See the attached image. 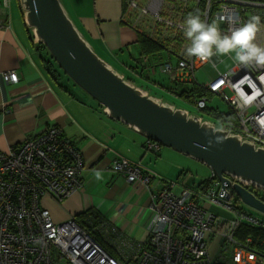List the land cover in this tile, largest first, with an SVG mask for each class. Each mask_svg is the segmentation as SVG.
Returning a JSON list of instances; mask_svg holds the SVG:
<instances>
[{
    "label": "built area",
    "instance_id": "1",
    "mask_svg": "<svg viewBox=\"0 0 264 264\" xmlns=\"http://www.w3.org/2000/svg\"><path fill=\"white\" fill-rule=\"evenodd\" d=\"M125 1L127 12H135L133 26H141L150 16L181 40L176 64L167 60L158 66L172 82L199 85L195 75L198 69L209 63L217 69L222 61L219 57L204 63L185 54L188 41L181 27L183 15L174 12V6L162 8L165 0ZM192 1L195 0L177 3L187 6ZM257 9L264 10V0H206L203 10L199 9L198 1L192 12L208 22H218L222 33L230 34L247 22V14L255 15ZM173 20L179 21L178 24ZM154 27L156 34L152 35L158 38ZM144 28L150 26L145 23ZM258 42L264 44V29L258 33ZM175 49L176 46H170L169 52ZM0 75L7 83L19 81L14 71ZM204 91L220 97L229 107L228 114L210 113L217 128L264 149V67H244L234 62L227 73L218 71V76L204 85ZM176 92L179 89L173 90ZM208 95L195 99L199 111L208 112ZM215 110L219 111L218 107ZM159 145L147 141L148 150L155 147L158 151ZM81 152L63 139L58 127L49 128L24 146L12 147L8 153L0 152V264H264V255L248 246L250 240L246 243L235 240V233L243 223L264 229V221L250 209H238V204L231 200L232 188L226 187L223 193L219 180L215 189L201 195L199 201L188 190L173 193L166 188L153 196V221L146 241H132L112 228V233L118 235L113 244L121 258L100 246L85 224L75 218L56 223L42 199L51 196L62 202L79 190L86 166ZM113 171L123 174L135 189L149 185V178L143 176L140 168L126 161H115ZM232 183L264 193V189L238 178L232 179ZM210 207L231 216L217 214Z\"/></svg>",
    "mask_w": 264,
    "mask_h": 264
},
{
    "label": "crops",
    "instance_id": "2",
    "mask_svg": "<svg viewBox=\"0 0 264 264\" xmlns=\"http://www.w3.org/2000/svg\"><path fill=\"white\" fill-rule=\"evenodd\" d=\"M16 1L18 10L14 8V0H0V73L14 71L19 78L17 83H7L0 75V152L24 146L50 127L63 128L68 137L77 141L86 166L81 173L78 191L62 202L51 196L43 197L42 204L53 220L63 223L88 210H96L123 236L144 241L153 221V196L168 182V176L156 169V163L170 151H161L159 157L147 154L145 135L109 119L103 114L104 109L66 76H61L60 82L71 93L62 91L44 70L42 56L48 55L39 47L34 35L31 36V29L23 22L19 0ZM65 1L68 8L77 11L85 35L91 43L99 45L101 53L112 61H108L110 65L115 68L120 62L131 64L137 59L143 60L140 58L138 34L133 27L123 23L132 21L135 15L127 9L125 14V0H71L72 6L70 0ZM180 45L181 42L173 52ZM168 54L165 55L166 61H172L174 54ZM157 71L158 65L149 70L153 74ZM193 85L184 83L183 87ZM177 96L183 98L182 95ZM120 157L134 163L141 162L149 169L152 173L149 187L135 189L122 175L111 171L113 160ZM210 208L216 213L219 211L217 207Z\"/></svg>",
    "mask_w": 264,
    "mask_h": 264
},
{
    "label": "water",
    "instance_id": "3",
    "mask_svg": "<svg viewBox=\"0 0 264 264\" xmlns=\"http://www.w3.org/2000/svg\"><path fill=\"white\" fill-rule=\"evenodd\" d=\"M24 21L66 75L96 100L111 120L211 169L221 191L264 216V201L232 178L264 189V149L217 128L187 110L135 87L101 58L71 19L61 0H19Z\"/></svg>",
    "mask_w": 264,
    "mask_h": 264
},
{
    "label": "trees",
    "instance_id": "4",
    "mask_svg": "<svg viewBox=\"0 0 264 264\" xmlns=\"http://www.w3.org/2000/svg\"><path fill=\"white\" fill-rule=\"evenodd\" d=\"M198 1H199V9L203 10L205 7V4H206V0H198ZM198 1H196V0L192 1L187 6L180 4V3H175L174 4V12H176L177 14L183 15V20H185V18L187 17V15L189 13L194 12V3L197 5ZM177 4H178V6H177ZM214 4L216 5L217 2H214ZM65 7H66L71 19L73 20L75 25L78 27V29L81 31V33L83 34V36L87 40L88 36H87V34L85 35L83 29L81 28V25H80L79 20H78V14L76 13L77 11H72V9L68 8L67 6H65ZM124 9H125V14H126V7ZM255 13H256L255 15H259L261 17V22H262V24H264V10L263 9H257V10H255ZM251 16H253L252 13L247 14L246 19H249ZM147 19L150 20V23H152V21H154V25L156 26V29L158 30L159 37L157 38V37L153 36L151 31H149L148 28H144L142 25L138 26V27L134 26V28L136 29V33L138 34V44L140 47V49H139L140 58L150 59L154 65L159 66L160 64H162L163 62L166 61L165 55L168 54L169 47L170 46H176L177 47V45H179V37H175L173 34H170V33L166 34L164 31L165 29L162 27V25L160 23L156 22L155 19H153L152 17L149 16ZM147 19L145 21L146 25H148L152 28V25L149 22H147ZM127 21L128 22H126V23L128 25H132L131 20H127ZM23 22H24V19H23ZM138 30L140 32H142L143 34H140V32ZM31 33H32V30H31ZM155 34H156V31H155ZM31 36H33V33ZM39 47H42L43 49L48 51L46 49V47L44 46V44H39ZM169 53H171V52H169ZM172 53L174 54L173 56H176L178 58L177 52L172 51ZM168 55H170V54H168ZM48 56H49V54H48ZM48 56L47 57L42 56L43 64H44V70L47 72V75L51 79H53V81L56 83V85H58L61 89L65 90L68 93H71L70 90L67 89L63 85L62 82H60V77L66 76L71 83H73L76 87H78V86L68 77V75H66L65 73L62 74L59 67L56 64V61L51 56H49V58H48ZM153 60H155V61H153ZM138 61H139V59H137V62L136 61L131 62V64L126 63V62H120V64L118 66L120 68L124 69L123 65L126 64V65H128V67L132 71L138 70V72H139V70H142L143 68L138 63ZM204 85L205 84H202V85L199 84V85H193L191 87H187L184 90L182 89L183 93L176 92V95H182L183 97H187L189 100H191L192 98H195V99L200 98L204 95H208L204 91ZM187 94H189V95H187ZM208 96L212 97V94L208 95ZM209 101H210V99H209ZM96 103L98 104V106L101 109H104V107H102L97 101H96ZM215 109H216L215 106H211V107L207 108V111L212 112ZM103 114L106 115L105 113H103ZM56 127L57 126H55V128ZM50 128H52V127H50ZM148 140L149 139H147V141ZM147 141L145 142V145H144L146 153L150 154V155H156L157 157H159V155H161L160 153L162 151L163 146L159 145L158 151H155L156 150L155 147L153 148V150H148L147 149ZM78 150L81 151L80 148ZM115 161H119V162L126 161L131 166L139 167L143 176L145 178H149V180H150L149 185L152 183V173L149 171V169H147L146 167H143L141 162L134 163V162H131V161L124 159V158H121V157L114 159L112 163L114 164ZM113 164L111 165V167H113ZM111 171H113V168H111ZM114 173H116V172H114ZM117 174L122 175V177H124L126 179V177L123 174H121V173H117ZM180 174H181V176L192 175L190 170L185 171L184 169L181 171ZM217 183H219L218 178L213 177V174H212L211 178L202 180L201 182H199V184L197 186H196V184H194L193 186H190V187H188V185H186V187L184 186V188H182V189H179V186H181L179 183L173 182V181H170V182L168 181V182H165V185L159 191V193L166 188L171 189V191L173 193H179L182 190H188L193 195H195L196 200L199 201L200 196L201 195L204 196L208 192H212L215 189ZM149 185H148V187H149ZM172 186H175V187L172 188ZM250 189L253 192L254 189H252V188H250ZM159 193H157L155 195L157 196ZM257 197L259 199H261L262 201H264V193L257 192ZM231 200L235 201L238 204V209H244V210L247 209L248 210V208L245 207L236 197H231ZM218 210L219 211L217 212V214H224L225 216H228V217L231 216V215L229 216L228 213L224 212L221 209H218ZM76 221H78L80 223H84L86 225V227L88 228L90 234L93 236V238L99 244H101L103 246V248L107 249V251H109L111 253V255H113L117 258H121V256L118 254V252L115 249L114 244H113L114 240L118 237V235L112 233L111 230H112V228H116V227L111 226L108 223V221L101 216L100 212H98L96 210L95 211L94 210H90V211L88 210V211L84 212L83 214L77 216ZM118 232L120 233L119 230H118ZM121 235H123V234H121ZM123 237H125V236H123ZM125 238L130 239L128 237H125ZM235 240L237 242H240V243H246L248 240H250V242L247 244L250 248H252L251 250H253L254 252H256L260 255H264V229L252 226V225L247 224V223H243L240 227H238V229L235 233ZM132 241H135V240H132ZM135 242H138V241H135ZM222 252L223 251H220L219 254L221 255Z\"/></svg>",
    "mask_w": 264,
    "mask_h": 264
},
{
    "label": "rangeland",
    "instance_id": "5",
    "mask_svg": "<svg viewBox=\"0 0 264 264\" xmlns=\"http://www.w3.org/2000/svg\"><path fill=\"white\" fill-rule=\"evenodd\" d=\"M61 1L63 3L64 7L65 6L69 7V5L66 3L65 0H61ZM177 2H178V0H165L162 8L163 7L173 8L174 4ZM70 5L72 6L71 0H70ZM177 6H178V4H177ZM77 7H78V5H77ZM14 8L18 10V3L16 0H14ZM82 11H84V10H81V12ZM173 21H174V24H178V22H179L177 20H173ZM147 22L150 23V20L147 19ZM123 23H126V22L123 21ZM150 24L152 25V28L150 27V29H148V30L151 31V33L155 34L154 21H152V23H150ZM128 26L134 28L133 24L128 25ZM162 27L165 29L164 31L166 34L167 33L173 34L171 29L169 30V29L165 28V25H162ZM134 31H136L135 28H134ZM32 33H33V30H32ZM140 34H143V33L140 32ZM88 42L91 44L93 50L101 58H105L107 60V62L108 61L112 62L108 59V57L105 55V53H103V54L101 53L99 45L91 43L90 38H88ZM179 42H181V40ZM42 51L47 55L49 54V52L43 48H42ZM118 53L119 52H117L116 54H118ZM49 56H51V55L49 54ZM113 57H114V55H113ZM176 58L177 57L173 56L174 60H172V62L174 64H176V62H177ZM219 58L222 61H221V63H219L217 69L214 68V66L211 63H209V64H206L205 66L201 67L200 69H198L195 72L196 78L198 80L197 82L199 84H201V85L205 84L206 85L207 82H209L211 79L218 76V71L220 73L224 74V73H227L230 69H232L234 67V61L232 60L231 57L219 56ZM139 61H140V59H139ZM139 61H138V63L143 68L142 70H139V72H138V70L132 71L128 67V65H126V64L123 65L124 69L120 68L119 66H115V65L114 66L120 72V74L123 75L127 80H129L135 87L146 90L147 92H149L150 95L157 97V98H160L164 102L173 104L175 106V108H177V109H184V110L189 111L192 115L203 117L204 120L215 122L216 121L215 117L213 115H211L210 113L217 114V113H221V112L222 113H228L229 112L228 105L220 97H210V101L208 102L209 107L216 106V107H218L219 111H217V110H213L212 112L199 111L196 108L195 103H194L195 98H192L191 100L187 99V97L179 98L176 94L173 93L174 89H179V92L183 93L182 89L183 90L185 89V87H183V85H184L183 83L180 85L179 83L172 82L166 75H164L160 71H157L155 74H153L152 72H149V70H151L154 67V64L153 63L149 64L148 59L143 58V60H141L140 62ZM56 64H57V62H56ZM57 66L59 67L58 64H57ZM59 69L62 72V74H64V71L60 67H59ZM154 82H156L157 84H154ZM62 91H63V89H62ZM52 128H55V126ZM58 128H60L62 130L63 139L67 140L76 149H79V147L77 145V141L68 137L64 133L63 128H61V127H58ZM117 129L119 130L118 127H117ZM167 150L170 151V154L164 155L162 157V159L158 163H156V169L159 172H163L164 174H166L168 176L169 182L173 181V182L179 183L180 185L184 184L183 186H185V187H186V185H188V187H190V186H193L194 184H196V186H197L199 184V182H201L202 180L211 178L212 171H211V169H209L205 165L199 163L198 161H196L190 157L184 156V155H182L176 151H173V149L171 150L165 146L162 147V152L167 151ZM8 152H9V150L4 151V153H8ZM81 153L83 155V158L85 159L83 152H81ZM119 167H121V166H118V168ZM111 168H113V167H111ZM183 169L185 171L190 170L192 175H193V178L188 179V177L190 175L181 176L180 173ZM183 179H185L189 183L185 184L186 181L185 182L182 181ZM80 181H81V176H80ZM183 186H180V188L181 189L184 188ZM252 213L256 217L260 218L261 220H264L263 215H261L257 212H254V211ZM101 216L104 218V216L102 214H101ZM148 237H149V230H148V234L146 236V239L144 241H146ZM212 241H213V236L209 238V242H211V244H212ZM145 244L147 245V242ZM227 253H228L230 260H231V252L228 251ZM54 254L56 255V257H58L57 251H55Z\"/></svg>",
    "mask_w": 264,
    "mask_h": 264
},
{
    "label": "clouds",
    "instance_id": "6",
    "mask_svg": "<svg viewBox=\"0 0 264 264\" xmlns=\"http://www.w3.org/2000/svg\"><path fill=\"white\" fill-rule=\"evenodd\" d=\"M181 27L188 41V57L207 63L214 56H229L244 67H264V44L258 42L264 24L259 15L251 16L230 34L222 33L218 22H208L199 13H189Z\"/></svg>",
    "mask_w": 264,
    "mask_h": 264
},
{
    "label": "flooded vegetation",
    "instance_id": "7",
    "mask_svg": "<svg viewBox=\"0 0 264 264\" xmlns=\"http://www.w3.org/2000/svg\"><path fill=\"white\" fill-rule=\"evenodd\" d=\"M222 113V112H221ZM229 113V112H228ZM228 113H225V114H228ZM208 121V120H207ZM210 122H212V121H210ZM213 123V122H212ZM232 179H234V178H232ZM246 188H248V186H245ZM250 191H251V189L250 188H248ZM253 189V188H252ZM253 192H254V194L257 196V190H253ZM73 218H75V217H73ZM76 219V218H75ZM56 264H68L67 262H58V263H56Z\"/></svg>",
    "mask_w": 264,
    "mask_h": 264
},
{
    "label": "bare ground",
    "instance_id": "8",
    "mask_svg": "<svg viewBox=\"0 0 264 264\" xmlns=\"http://www.w3.org/2000/svg\"><path fill=\"white\" fill-rule=\"evenodd\" d=\"M129 183V182H128ZM130 184V183H129ZM86 226V225H85ZM98 243V242H97ZM99 244V243H98ZM100 246H102L101 244H99ZM103 247V246H102ZM105 249V248H104Z\"/></svg>",
    "mask_w": 264,
    "mask_h": 264
}]
</instances>
